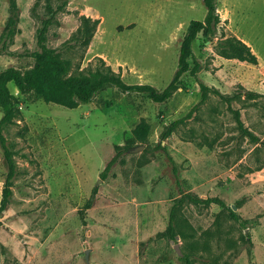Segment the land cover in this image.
<instances>
[{"label": "rangeland", "instance_id": "obj_1", "mask_svg": "<svg viewBox=\"0 0 264 264\" xmlns=\"http://www.w3.org/2000/svg\"><path fill=\"white\" fill-rule=\"evenodd\" d=\"M35 1L17 0L19 31L8 46L13 54L0 50V71L34 63L44 16L43 0L31 10ZM216 1L218 32L192 43L197 77L185 72L164 102L106 85L89 103L68 108L8 83L17 114L2 133L16 168L0 211V264H187L184 253L192 264H264V0ZM205 13L202 0H69L46 43L71 57L73 70L101 57L126 82L162 89L177 68L189 22ZM8 14V0H0V33ZM81 15L99 18L94 35L85 50L66 48ZM228 35L247 42L257 63L222 56L215 46ZM200 80L223 93L250 89L261 96L228 103L209 91L200 101ZM237 112L257 140L241 132ZM141 120L149 125L147 139L132 142ZM7 172L0 144V203ZM187 193L224 205L195 203ZM172 208L174 237L166 232Z\"/></svg>", "mask_w": 264, "mask_h": 264}, {"label": "trees", "instance_id": "obj_2", "mask_svg": "<svg viewBox=\"0 0 264 264\" xmlns=\"http://www.w3.org/2000/svg\"><path fill=\"white\" fill-rule=\"evenodd\" d=\"M39 1H35L31 8L32 11H35ZM43 1L44 16L41 18V25L37 28L36 33L38 49L30 53L34 57V63L24 70L15 66H7L0 71V108L3 111V115L0 118V144L4 148L8 162V172L0 203V211L8 205L11 195L12 179L15 175L16 168L13 153L8 148L6 138L2 133L3 125L11 121L17 114L14 106L16 96L10 91L8 86L9 82H13L20 92L27 93L34 91L44 101L60 104L68 108L77 107L81 103H89L106 85L115 86L123 91L141 92L146 94L154 102H164L180 87L179 80L185 72H189L191 75L197 77L200 64L194 61V65L191 66L189 61L190 58H194L192 43L196 39H200L201 44H204L207 40H212L218 32L221 20L217 11V1L202 0L206 7L205 16L203 19H192L189 22L180 43L177 68L167 85L160 89L150 83L126 82L121 74L112 69L101 57H98V61L94 66L81 69L77 67L73 70V59L69 56L61 55L56 49L48 46L46 43L49 27L57 22V14L65 10L69 0H56V3L53 0ZM8 6L9 14L0 33V50L8 54H13V51L9 50L8 46L13 42L16 33L19 31V7L17 0H8ZM80 18L81 22L66 42V48L71 49L76 45H81L85 50V47L94 35L99 18H92L87 15H81ZM215 48L222 56L227 58H237L253 64H256L258 61V57L251 46L236 35L223 37V39L217 42ZM199 86L201 91L200 101L205 100L209 91L219 95L228 103L240 97L242 94H245L249 98L261 96L260 92L250 89H242L233 94L223 93L218 88L209 86L201 80L199 81ZM236 119L242 133L248 135L253 140L258 139L252 131L243 126L238 112L236 113ZM177 122L179 120L173 121L162 131L160 141L171 134ZM148 133V123L145 120H141L132 129L130 141L144 142L147 139ZM159 146L162 145L159 143ZM119 154L120 150L107 162L102 176H105V172L117 160ZM174 172H176V167H174ZM95 193L96 188L92 190L90 197L86 201L85 209L91 205ZM185 196L195 203L210 204L214 202L224 205L223 201L218 197L201 198L190 193H187ZM184 198L181 196L177 200V203H180ZM229 209L231 216L240 220L241 225H245V221L241 220L232 208ZM173 215L174 208L171 209L170 220L166 229V232L171 237H174ZM180 259L184 260L187 264H192L188 253L182 254Z\"/></svg>", "mask_w": 264, "mask_h": 264}, {"label": "water", "instance_id": "obj_3", "mask_svg": "<svg viewBox=\"0 0 264 264\" xmlns=\"http://www.w3.org/2000/svg\"><path fill=\"white\" fill-rule=\"evenodd\" d=\"M235 207L236 206L234 205L233 208H235ZM175 247H176L177 251L181 254V250H180L178 244H175ZM87 253H88V249H86V255H87Z\"/></svg>", "mask_w": 264, "mask_h": 264}, {"label": "crops", "instance_id": "obj_4", "mask_svg": "<svg viewBox=\"0 0 264 264\" xmlns=\"http://www.w3.org/2000/svg\"><path fill=\"white\" fill-rule=\"evenodd\" d=\"M247 43V42H246ZM253 50V49H252Z\"/></svg>", "mask_w": 264, "mask_h": 264}]
</instances>
